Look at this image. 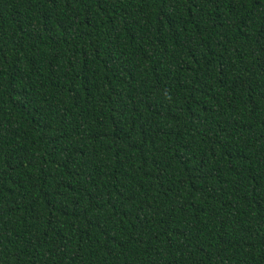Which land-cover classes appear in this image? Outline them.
Here are the masks:
<instances>
[{"label": "trees", "instance_id": "obj_1", "mask_svg": "<svg viewBox=\"0 0 264 264\" xmlns=\"http://www.w3.org/2000/svg\"><path fill=\"white\" fill-rule=\"evenodd\" d=\"M0 264H264V0H0Z\"/></svg>", "mask_w": 264, "mask_h": 264}]
</instances>
